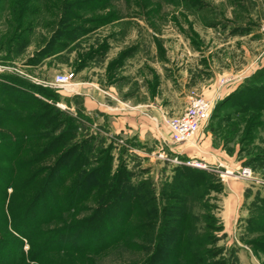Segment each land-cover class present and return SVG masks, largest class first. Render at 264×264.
<instances>
[{
    "label": "rangeland",
    "instance_id": "obj_1",
    "mask_svg": "<svg viewBox=\"0 0 264 264\" xmlns=\"http://www.w3.org/2000/svg\"><path fill=\"white\" fill-rule=\"evenodd\" d=\"M21 1L29 4L32 14L22 16L23 9L10 0L0 4V83L13 80L22 86L35 79L36 88L52 92L57 101L35 97L75 121L69 144L88 140L96 166L105 160L110 145V173L120 160L131 182L148 180L158 193L175 169L202 171L188 191L186 205L199 232L209 235L206 248L214 250L211 262L264 264V102L253 104L252 98L259 81L255 74L264 67V0ZM62 19L65 24L60 25ZM126 57L131 59L125 62ZM140 63L154 72L164 65L176 78L177 69L192 73L194 93L211 104L205 125L192 140L165 145L158 143V137L143 141L126 132L114 136L111 109L133 110L116 108L111 88L119 101L144 100ZM65 72L74 74L68 85L49 86L55 75ZM172 76L170 71L166 77ZM218 77L226 85L224 90L237 84L229 95L216 99L206 95L205 85ZM111 78L117 81L112 86ZM137 90V95L125 97ZM0 107L14 108L6 99ZM146 116L147 127L154 125L161 133V126L173 115L161 119L151 111ZM10 121L0 114V130L5 133L0 134V164L10 160L23 133ZM175 146L180 147L175 150ZM61 151L43 165L51 166ZM191 163L202 168L187 165ZM243 169L247 180L236 175ZM84 255L93 264H121L143 256L120 244ZM169 259L173 260L172 254Z\"/></svg>",
    "mask_w": 264,
    "mask_h": 264
},
{
    "label": "trees",
    "instance_id": "obj_2",
    "mask_svg": "<svg viewBox=\"0 0 264 264\" xmlns=\"http://www.w3.org/2000/svg\"><path fill=\"white\" fill-rule=\"evenodd\" d=\"M10 2L23 9L22 16L31 13L26 2ZM255 75L253 104L264 102V67ZM9 82L0 83V101L6 99L14 108L0 107V114L23 133L10 160L0 164V264H93L84 254L117 244L143 255L121 264H214V250L206 248L209 235L199 232L186 205L202 171L175 169L158 193L148 180L131 182L120 160L110 173V145L96 166L88 140L69 144L75 121L35 97L57 101L52 92ZM61 149L51 166L43 165ZM88 200L91 204L85 205Z\"/></svg>",
    "mask_w": 264,
    "mask_h": 264
},
{
    "label": "crops",
    "instance_id": "obj_3",
    "mask_svg": "<svg viewBox=\"0 0 264 264\" xmlns=\"http://www.w3.org/2000/svg\"><path fill=\"white\" fill-rule=\"evenodd\" d=\"M131 59V57H129ZM128 57H126L125 62L129 60ZM118 66V64H117ZM168 69H164V65H162V68H158L157 72L151 71L150 67L148 65H143L140 63L139 67V72L138 74L140 75V78L143 79L144 84L140 88V91L143 89L144 92L141 93L143 94L144 100L142 99H137L135 102H133V98L128 99L126 101H122L124 103H121L119 101V98L116 94V91L114 88H111V101L117 108L119 105L126 106L127 110H133V111H124V112H119L117 109H111V127L114 128V131L112 133L114 136L118 134H124L125 132L127 135L129 134L130 137H134L136 139H141L144 141V139H149V140H157L158 137V143L163 142L165 145L170 144L169 140V130L167 126H161L162 132H157V130L153 127H147L148 122H147V112L153 111L154 114L158 113V117H163V115H179L188 100L189 92L195 91L196 90V84L190 83V78H191V72L187 74V70L184 69L183 71L180 69H177V78L175 77L173 70H170L171 73L173 74V78H168L167 73L170 71H167ZM164 71V72H163ZM166 71V72H165ZM166 73V75L162 74ZM187 74V75H186ZM30 78V76H29ZM33 79V78H32ZM135 80V79H134ZM218 79H209L208 82L205 85V92L207 93L206 95H209V97L213 96L214 98H219L224 95H227L229 92H231L235 85L237 84H231L233 85L231 89H225L226 87L221 85V83L218 81ZM113 81V82H112ZM141 81V80H140ZM35 79H33L32 85H35ZM116 84L117 81L114 78H111V86ZM30 84V83H29ZM150 85V90H148V85ZM223 84V83H222ZM125 86V85H124ZM152 96L151 99H149V93ZM137 92L134 93H128V97L130 95H137ZM85 97L89 96L88 92L83 93ZM203 95V94H202ZM139 98H141L139 96ZM87 105V103H85ZM178 107V108H177ZM177 108L178 112H174L175 109ZM114 110V111H112ZM201 126L200 128H202ZM200 130V129H199ZM198 130V132H199ZM197 132V133H198ZM160 136V137H159ZM196 136V135H195ZM194 138V137H193ZM180 146H175L174 149L177 150ZM174 150V151H175Z\"/></svg>",
    "mask_w": 264,
    "mask_h": 264
},
{
    "label": "built area",
    "instance_id": "obj_4",
    "mask_svg": "<svg viewBox=\"0 0 264 264\" xmlns=\"http://www.w3.org/2000/svg\"><path fill=\"white\" fill-rule=\"evenodd\" d=\"M73 78L74 74L72 72L60 73L53 77L49 86L63 87L68 85ZM210 109L211 104L209 101L196 95L194 91L189 92L188 100L183 111L179 115L168 117L165 121L169 130L170 143L181 144L192 140L200 127L205 125ZM187 165L202 168L198 164L191 163ZM236 175L242 180L249 179L248 172L244 169Z\"/></svg>",
    "mask_w": 264,
    "mask_h": 264
},
{
    "label": "water",
    "instance_id": "obj_5",
    "mask_svg": "<svg viewBox=\"0 0 264 264\" xmlns=\"http://www.w3.org/2000/svg\"><path fill=\"white\" fill-rule=\"evenodd\" d=\"M226 96V95H225Z\"/></svg>",
    "mask_w": 264,
    "mask_h": 264
}]
</instances>
